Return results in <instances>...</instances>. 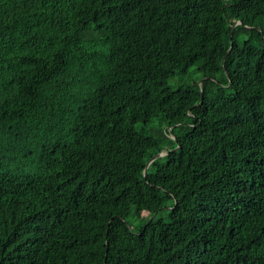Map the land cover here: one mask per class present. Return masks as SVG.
<instances>
[{
	"label": "trees",
	"instance_id": "trees-1",
	"mask_svg": "<svg viewBox=\"0 0 264 264\" xmlns=\"http://www.w3.org/2000/svg\"><path fill=\"white\" fill-rule=\"evenodd\" d=\"M0 264H264V0H0Z\"/></svg>",
	"mask_w": 264,
	"mask_h": 264
},
{
	"label": "water",
	"instance_id": "water-1",
	"mask_svg": "<svg viewBox=\"0 0 264 264\" xmlns=\"http://www.w3.org/2000/svg\"><path fill=\"white\" fill-rule=\"evenodd\" d=\"M160 156H163V153H160V154L156 155L153 159H151V160L147 163L145 170L147 169V167L149 166V164H150L154 159H156V158H158V157H160Z\"/></svg>",
	"mask_w": 264,
	"mask_h": 264
},
{
	"label": "rangeland",
	"instance_id": "rangeland-1",
	"mask_svg": "<svg viewBox=\"0 0 264 264\" xmlns=\"http://www.w3.org/2000/svg\"><path fill=\"white\" fill-rule=\"evenodd\" d=\"M163 154H165V153H163Z\"/></svg>",
	"mask_w": 264,
	"mask_h": 264
}]
</instances>
